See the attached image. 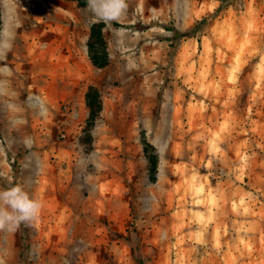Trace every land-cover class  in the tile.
<instances>
[{
    "label": "rangeland",
    "instance_id": "1",
    "mask_svg": "<svg viewBox=\"0 0 264 264\" xmlns=\"http://www.w3.org/2000/svg\"><path fill=\"white\" fill-rule=\"evenodd\" d=\"M222 1L0 0V191L42 204L0 264H264V0Z\"/></svg>",
    "mask_w": 264,
    "mask_h": 264
},
{
    "label": "trees",
    "instance_id": "2",
    "mask_svg": "<svg viewBox=\"0 0 264 264\" xmlns=\"http://www.w3.org/2000/svg\"><path fill=\"white\" fill-rule=\"evenodd\" d=\"M76 2L80 7H85L88 5L90 0H70ZM230 4L229 0H223L219 8L210 17L213 18L217 16L221 11H223L226 6ZM208 18H204L198 25L196 29L207 23ZM105 23L98 22L94 23L91 27L90 37L88 40L89 56L92 62L98 67H105L109 63V53L107 51V43L104 35ZM178 32V30H176ZM182 36H187L186 33H181ZM101 50V51H100ZM86 102L90 110V121L94 122L98 114L102 111L103 102L99 91L95 87H90L86 93ZM157 169V163L154 162V170Z\"/></svg>",
    "mask_w": 264,
    "mask_h": 264
},
{
    "label": "clouds",
    "instance_id": "3",
    "mask_svg": "<svg viewBox=\"0 0 264 264\" xmlns=\"http://www.w3.org/2000/svg\"><path fill=\"white\" fill-rule=\"evenodd\" d=\"M41 207V202L31 198L22 185L0 191V229L36 219Z\"/></svg>",
    "mask_w": 264,
    "mask_h": 264
}]
</instances>
